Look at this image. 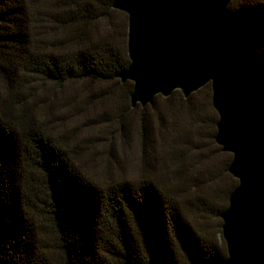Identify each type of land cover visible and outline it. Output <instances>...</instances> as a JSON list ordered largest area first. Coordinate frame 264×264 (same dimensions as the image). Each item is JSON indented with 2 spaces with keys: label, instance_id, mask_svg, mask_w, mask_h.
Segmentation results:
<instances>
[{
  "label": "trees",
  "instance_id": "trees-1",
  "mask_svg": "<svg viewBox=\"0 0 264 264\" xmlns=\"http://www.w3.org/2000/svg\"><path fill=\"white\" fill-rule=\"evenodd\" d=\"M116 1L0 0V264H181L178 251L225 258L196 247L179 190L152 170L137 181L90 174L68 121L36 99L38 83L121 85L131 96L134 84L118 78L130 58ZM229 9L247 19L264 55V0Z\"/></svg>",
  "mask_w": 264,
  "mask_h": 264
},
{
  "label": "water",
  "instance_id": "water-1",
  "mask_svg": "<svg viewBox=\"0 0 264 264\" xmlns=\"http://www.w3.org/2000/svg\"><path fill=\"white\" fill-rule=\"evenodd\" d=\"M233 0H117L129 17L133 107L181 91L187 99L207 85L219 115L216 142L233 155L229 173L239 181L222 214L228 256L190 264H264V55ZM125 264H134L127 260ZM146 264H161L150 256Z\"/></svg>",
  "mask_w": 264,
  "mask_h": 264
},
{
  "label": "rangeland",
  "instance_id": "rangeland-1",
  "mask_svg": "<svg viewBox=\"0 0 264 264\" xmlns=\"http://www.w3.org/2000/svg\"><path fill=\"white\" fill-rule=\"evenodd\" d=\"M128 89L88 82L64 87L38 83L34 92L37 101L53 106L68 121L67 130L77 137L74 151L90 174L102 181H137L152 170L179 190L185 220L199 241L196 247H214L226 258L222 214L239 181L229 173L233 155L223 152L215 139L219 115L211 85L189 100L174 92L146 108L132 106ZM42 196L48 200L45 191ZM40 222L51 230L47 214ZM178 259L190 264L188 252L178 251Z\"/></svg>",
  "mask_w": 264,
  "mask_h": 264
}]
</instances>
